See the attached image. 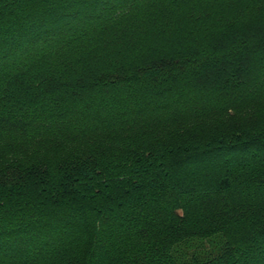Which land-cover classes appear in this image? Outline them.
<instances>
[{
	"label": "trees",
	"instance_id": "1",
	"mask_svg": "<svg viewBox=\"0 0 264 264\" xmlns=\"http://www.w3.org/2000/svg\"><path fill=\"white\" fill-rule=\"evenodd\" d=\"M0 264H264V0H0Z\"/></svg>",
	"mask_w": 264,
	"mask_h": 264
}]
</instances>
